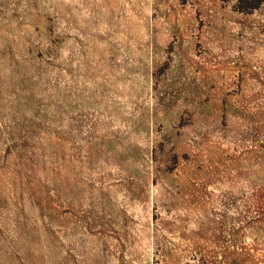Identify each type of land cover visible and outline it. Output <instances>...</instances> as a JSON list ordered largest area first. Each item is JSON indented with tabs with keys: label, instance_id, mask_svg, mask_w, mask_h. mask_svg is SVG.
Here are the masks:
<instances>
[{
	"label": "rangeland",
	"instance_id": "1",
	"mask_svg": "<svg viewBox=\"0 0 264 264\" xmlns=\"http://www.w3.org/2000/svg\"><path fill=\"white\" fill-rule=\"evenodd\" d=\"M0 264H264V0H0Z\"/></svg>",
	"mask_w": 264,
	"mask_h": 264
}]
</instances>
